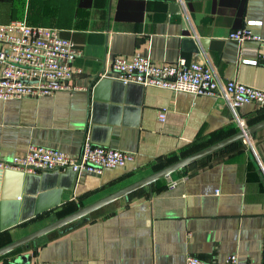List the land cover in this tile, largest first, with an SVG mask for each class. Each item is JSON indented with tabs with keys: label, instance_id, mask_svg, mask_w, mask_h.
<instances>
[{
	"label": "crops",
	"instance_id": "crops-1",
	"mask_svg": "<svg viewBox=\"0 0 264 264\" xmlns=\"http://www.w3.org/2000/svg\"><path fill=\"white\" fill-rule=\"evenodd\" d=\"M12 21L57 29L83 51L75 62L82 72L71 82L77 90L0 99V161L31 146L79 157L87 136L135 158L80 177L0 171V248L241 130L217 97L98 79L114 57L139 54L157 65L184 57L208 63L223 81L264 91V65L240 61L264 54V42L228 39L249 21L263 23L251 29L264 38V0H0V24ZM237 115L247 128L264 120V109L245 105ZM250 142L257 154L234 144L173 174L184 177L176 188L160 180L0 264L25 257L33 264H185L190 254L212 263L236 255L240 264H263L264 191L247 176L252 163L264 186L258 168L264 130Z\"/></svg>",
	"mask_w": 264,
	"mask_h": 264
},
{
	"label": "built area",
	"instance_id": "built-area-1",
	"mask_svg": "<svg viewBox=\"0 0 264 264\" xmlns=\"http://www.w3.org/2000/svg\"><path fill=\"white\" fill-rule=\"evenodd\" d=\"M252 26H263L260 21H249L244 27L232 31L228 39L243 45L247 41L264 42V38L252 31ZM83 51L73 42L63 38L54 28L31 26L24 21L0 24V99L53 95L59 91L77 90L71 82L82 71L75 62ZM241 63L264 65V54L255 60L241 58ZM109 78L124 85H142L189 93L194 96H213L225 101L235 113L241 130L243 126L237 110L245 105L264 109V91L244 85L237 80L223 81L208 63L189 62L184 57L176 63L157 65L149 58L137 54L132 58L114 57L107 63L98 79ZM166 112L159 114L164 123ZM247 147L255 154L250 140ZM251 144V145H250ZM249 145V146H248ZM134 154L94 144L87 136L79 157L59 149L31 146L23 156L10 161H0V171H19L36 174L41 171L100 173L103 169L126 167L134 160ZM264 176V165H258ZM181 179L169 178L168 188L174 189ZM1 264H25L4 262ZM33 264V263H28ZM185 264H240L236 255L222 263H212L188 255ZM264 264V263H263Z\"/></svg>",
	"mask_w": 264,
	"mask_h": 264
},
{
	"label": "water",
	"instance_id": "water-1",
	"mask_svg": "<svg viewBox=\"0 0 264 264\" xmlns=\"http://www.w3.org/2000/svg\"><path fill=\"white\" fill-rule=\"evenodd\" d=\"M189 42V41H188ZM196 54L200 53L199 47H196L195 51ZM264 130V120L253 125L247 127L243 130H240L238 133L218 142L215 143L205 149H202L186 158L180 159L176 163L171 164L170 166L157 171L107 197H104L88 206L80 207L76 212L68 215L64 218L56 220L2 248H0V259L4 256L24 247L29 246L30 244H36L39 239L48 235L51 232L61 230L64 228H69V226L77 223L81 224V222H87L89 220V216L98 211L99 209L110 205L116 201L125 199L128 200L129 197L144 189L146 187L152 186L157 184L160 180L169 179L172 177L173 174L180 172L197 162L206 159L234 144L242 143L246 144V141L249 140L253 135L257 134L258 132ZM72 173V172H71ZM15 263H29L28 257L21 258L15 261Z\"/></svg>",
	"mask_w": 264,
	"mask_h": 264
},
{
	"label": "trees",
	"instance_id": "trees-1",
	"mask_svg": "<svg viewBox=\"0 0 264 264\" xmlns=\"http://www.w3.org/2000/svg\"><path fill=\"white\" fill-rule=\"evenodd\" d=\"M248 180L250 182H258L261 185L262 190L264 191V186L263 184L260 182V176L257 172V167L255 165H253L252 163L249 164L248 167V176H247Z\"/></svg>",
	"mask_w": 264,
	"mask_h": 264
},
{
	"label": "rangeland",
	"instance_id": "rangeland-1",
	"mask_svg": "<svg viewBox=\"0 0 264 264\" xmlns=\"http://www.w3.org/2000/svg\"><path fill=\"white\" fill-rule=\"evenodd\" d=\"M256 135L257 134L253 135L249 140L252 141L253 139H255ZM245 145H247V143Z\"/></svg>",
	"mask_w": 264,
	"mask_h": 264
}]
</instances>
